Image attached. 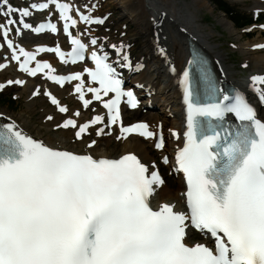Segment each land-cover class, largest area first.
<instances>
[{"label":"snow or ice","instance_id":"1","mask_svg":"<svg viewBox=\"0 0 264 264\" xmlns=\"http://www.w3.org/2000/svg\"><path fill=\"white\" fill-rule=\"evenodd\" d=\"M49 5H54L59 20L64 22L63 31L72 45L68 59L75 63L86 58L88 45L70 31V26L75 27L78 21L69 14V3L46 0L14 7L9 0H0V14L6 17L0 23V35L11 50V60L17 61L19 69L30 76L43 73L61 85L78 81L73 90L85 108L92 102L85 98L82 77L87 73L89 82L98 85L88 87L87 92L107 110L106 124L104 116L95 115L79 125L68 118L55 127L71 126L75 138L80 139L91 125L103 124L96 129V135L103 136L105 128L110 132L119 123L117 140L133 133L146 139L157 137L147 122L127 126L122 123L123 98H127L131 108L138 104L133 91L122 87L115 66L132 67L123 43L109 45L116 53L115 62L109 60L101 44L99 51L93 48L88 55L94 67L55 75L51 64L36 59V52L53 51L67 63L58 45L47 49L37 46L32 52L9 39L10 26L16 24L34 33L45 29L56 33L54 22L33 27L25 21L30 9H48ZM84 7L91 11L89 5ZM76 12L86 24L104 22L79 9ZM13 13L18 14V19ZM20 26L15 29L17 35L21 34ZM90 43L95 46L98 39L92 37ZM32 61L34 67L30 66ZM189 64L206 83V90L202 101L192 88L191 72L186 68L180 79L186 130L183 146L175 152L174 166V171L183 174L186 208L177 210L174 203L167 202L156 208L151 206V197L164 179L158 170L150 171L134 152L118 158H97L90 152L81 154L50 147L9 121L0 124V264H264V121L257 118L256 109L245 94L237 91L230 96L218 89L199 58ZM5 66L0 63V68ZM142 67L136 65L137 69ZM250 81L259 101L264 103V76L253 75ZM6 83L23 85L25 81ZM4 87L0 83V89ZM38 91L39 87L32 94L37 95ZM109 94L111 98H103ZM45 95L58 111H68L47 89ZM228 113L234 115V126L222 123ZM172 135L178 134L172 130ZM96 144V140H91L87 147ZM154 147H164L162 134L154 140ZM162 160L167 164L169 158L163 156ZM189 226L210 234L214 246L186 243Z\"/></svg>","mask_w":264,"mask_h":264},{"label":"bare ground","instance_id":"2","mask_svg":"<svg viewBox=\"0 0 264 264\" xmlns=\"http://www.w3.org/2000/svg\"><path fill=\"white\" fill-rule=\"evenodd\" d=\"M107 2L110 6L115 5L117 9H119L113 10L118 13V18L116 20H121L122 22L126 21L130 26H134L133 31L130 29L131 35L141 38L142 51L138 55V58L135 59V62L136 65L140 64L143 65V67L136 75V79L143 81L145 86L150 88V91L153 92L151 99L160 109L159 111L148 110L141 115L142 118L150 121L151 126H154L156 121L160 120L163 122L166 131H181L180 126L183 115L179 104V92L175 79L178 77L179 71L183 68L189 55V37L208 52L214 60H217L220 70L229 83L234 85H244V83H246L245 78L238 77L235 73V69L227 63V56H225L219 44L212 41L214 30L200 19L199 13L201 9L213 10V6L210 4L209 0H107ZM256 7H260V3L253 5V8ZM217 22L222 25L229 34L235 35L237 39L241 37L233 27L232 22L225 16L218 17ZM96 29L95 26L86 28L85 26L78 25L74 27V31L79 35L95 34ZM30 35L24 30H21L20 35H17L15 32L9 37L13 39L16 45L23 48H31L34 44L42 42L40 40L33 41ZM109 36L110 35H108V37ZM34 39L37 38L35 37ZM60 40V37H55L52 43L59 42ZM262 41H264V38L254 36L248 41L238 43L234 47L243 55V59L249 63L248 68L251 71L256 70L264 74V52L253 51L250 48L251 44ZM109 42L114 43L113 40ZM118 43L121 42L115 44ZM159 48L163 49V53L166 54L165 57L163 53H158ZM0 63L6 65L4 68H0V75H6L7 78H10L18 74L19 71L16 68L18 62L11 60L5 48L0 51ZM171 65L175 66V73L169 71ZM41 77L37 76L29 80L21 89L25 91L24 98L26 101V109H30L35 104V101L33 102V100H31L32 91L37 90V87L40 88L43 85L49 92L55 93L59 103L66 104L68 111L64 114H60L59 112L53 113L52 111L50 115L55 120L46 119L44 122L38 124L34 123L29 115H25L23 113L24 111L11 112L5 107H0V116H4V120L8 122L14 121L18 128L25 134L42 141L45 145L50 147L66 149L81 154L90 152L95 156L106 157H116L126 152H136L141 156L142 160L150 166V169L153 168V162L155 167L156 159L148 147L149 144L136 136L117 140L116 133L114 134L115 131L111 129L109 132V130L105 128L106 134L103 135V138L100 140L96 138L97 144L91 148H87L86 143L90 141L87 139L88 133H84L78 140L73 138L74 132L68 129L51 133L50 130L53 125L63 122L68 116L77 117V115H75L77 111L81 114V112H87L89 108L95 110L98 108V103L91 102L88 108H85L83 104L78 101L74 102L73 105H69L68 101H71L75 97L77 98V95L72 94V87L67 88V86H65L63 88H57ZM37 78H41L42 80L38 81ZM49 111H51V108ZM260 112L261 116H264V107ZM79 118H85V115ZM111 141L115 143V146L119 145L118 147L114 146V148H119L120 151L118 153H111L113 150L112 147H109ZM180 144L179 141L169 138L165 151L172 147L178 149ZM183 188L184 186L179 176H173L172 183L166 181L157 189L156 195L154 194V201L156 204L162 202L174 203L176 208H179L182 204L180 191Z\"/></svg>","mask_w":264,"mask_h":264},{"label":"rangeland","instance_id":"3","mask_svg":"<svg viewBox=\"0 0 264 264\" xmlns=\"http://www.w3.org/2000/svg\"><path fill=\"white\" fill-rule=\"evenodd\" d=\"M228 1H230L231 3L236 5L237 8L239 10H242V11L243 10H249L252 6L251 1L237 2V3L234 2L235 0H228ZM209 2L213 6V10L210 11L207 9H201L199 15L202 17L205 16L207 19L208 25L214 30V37H213L212 41H214L220 45V47L223 49L224 53L228 57L227 60L231 61L234 64V66L236 67V69H238L239 65H240L239 62L242 60V56L239 53L233 54L232 53L233 50L230 49L231 47L227 43H228V41L238 43V42H240V40L237 39L235 37V35H231L227 31H225L223 29V27L217 22V18L224 15V14L216 8L215 4L211 0H209ZM114 6H110L108 3V6L105 7L106 9H110L112 11V15L110 17V22L105 26L106 28L103 26L99 29L98 32H101V34H103L105 32V29H106V30L110 31L113 35L118 36V37H122V36H124V35H122L123 34L122 32L125 30L127 32V36L130 37L131 41L134 43L132 51L136 56H138L142 51L141 50L142 49L141 38L136 37L135 35H131L130 29H132V31H133L134 26H130V24L128 25L127 23L126 24L123 23L124 25L123 24L121 25V23H122L121 20H119V21L115 20L116 18H118V13L113 12V10L117 9V7L116 6L114 7ZM117 10H119V9H117ZM236 31H237V33H239L237 29H236ZM241 40H245V39H243V35L241 36ZM242 74H243V71H237V73H236V75L239 77H242L241 76ZM8 92H13L16 95L18 92V89L17 88L7 89L3 92V94H1V97H2V95H5ZM41 100L42 99L40 97H39V99H37L36 106L41 105V103H42ZM43 103H44V101H43ZM0 107L6 108V104L4 102L0 101ZM24 108H25L24 107V97L22 96L21 98H18L17 102L15 103L14 111L15 112H23V111H25ZM23 113L30 115L32 118L31 120L34 121V123H39L40 117L42 116L41 108H39V107L35 108L32 111V113H30V114H28L27 111L23 112ZM113 145H114V142L111 141V144L109 145V147L113 148V150L111 151L112 154L117 153L115 151H120L119 148L115 150ZM166 180H168L170 182L173 181V179L170 176H168Z\"/></svg>","mask_w":264,"mask_h":264},{"label":"trees","instance_id":"4","mask_svg":"<svg viewBox=\"0 0 264 264\" xmlns=\"http://www.w3.org/2000/svg\"><path fill=\"white\" fill-rule=\"evenodd\" d=\"M218 5H221L220 3ZM239 24H241L242 22H238Z\"/></svg>","mask_w":264,"mask_h":264}]
</instances>
